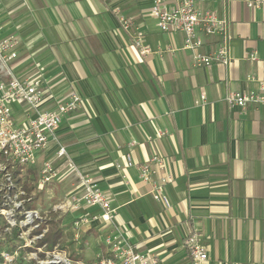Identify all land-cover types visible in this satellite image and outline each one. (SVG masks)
<instances>
[{
    "label": "crops",
    "instance_id": "crops-1",
    "mask_svg": "<svg viewBox=\"0 0 264 264\" xmlns=\"http://www.w3.org/2000/svg\"><path fill=\"white\" fill-rule=\"evenodd\" d=\"M195 1L229 21L230 65L197 66L195 54L213 52L218 38L204 36L196 53L184 49L183 34L159 28L154 0H0V39L18 38L15 73L42 81V108L55 110L74 91L83 97L58 132L67 158L50 144L33 171L39 179L47 161L59 171L43 192L55 208L83 194L68 159L108 196L114 221L92 222L78 239L75 222L100 210H55L62 249H74L84 264L109 252L106 238L115 230L157 264H191L184 240L193 233L208 250L207 264H264V110L223 100L264 81V3ZM22 114L17 106L16 117ZM155 156L163 161L152 165L155 180L173 177L165 186L170 207L140 178V165Z\"/></svg>",
    "mask_w": 264,
    "mask_h": 264
},
{
    "label": "built area",
    "instance_id": "built-area-1",
    "mask_svg": "<svg viewBox=\"0 0 264 264\" xmlns=\"http://www.w3.org/2000/svg\"><path fill=\"white\" fill-rule=\"evenodd\" d=\"M250 7L262 5L263 0H247ZM152 15L157 20L158 26L163 33H181L184 35V49L197 52L204 47V36L217 37V47L209 54H195L196 65L199 67H211L214 64L223 66L230 65L232 61L229 46L230 24L226 18L203 10L195 0H154ZM124 27L130 26L129 22L121 19ZM1 36V24H0ZM141 53L147 55L150 49L137 40ZM19 40L15 36L0 39V177L5 182V191L8 192L10 201L14 198L15 208L13 212L22 214V222L30 225L32 229H38L44 222L40 211L25 208L26 192L13 181L11 166H23L35 168L39 164V155L44 152L50 144L58 147V158H67L66 148L62 145L58 132L63 118L81 109L83 97L74 91L70 98L63 104L58 105L55 110L49 111L42 108L47 90L38 78L21 79L14 70V63L19 59ZM224 102L240 109L250 107L264 110V81L258 87L247 91L229 92L224 97ZM206 101V96L201 95L197 104ZM22 110V117H16V107ZM135 144V143H133ZM132 144V145H133ZM130 160V159H129ZM163 161L161 157L155 156L150 161L140 165V178L144 183L152 184L153 196L156 201L163 202L167 207L171 206L168 196L165 194V186L173 182V177H158V169ZM66 167L75 171L83 187L81 198L71 201L69 204L56 207L55 210L70 206L80 209V205L86 207H97L99 215L91 218H83L75 222L76 238L80 236L81 228L90 226L92 222L103 221L112 223L115 219V210L111 206L108 196L101 191L93 178L84 175L72 160L68 159ZM59 177V171L51 161L43 164L40 170L38 187L44 188L53 183ZM15 190L12 195L9 191ZM12 212V211H11ZM14 216V214H12ZM47 230L41 236L44 237ZM109 247L107 254L98 256L94 264H157V258L153 255L143 254L136 250L135 246L120 232L115 230L106 238ZM191 264H207L209 253L202 244L200 236L196 233L188 235L184 240ZM39 253L45 257L36 259L39 264H84L74 261L69 253L59 245L52 251L39 248ZM14 256L9 252H3L2 264H12Z\"/></svg>",
    "mask_w": 264,
    "mask_h": 264
},
{
    "label": "rangeland",
    "instance_id": "rangeland-1",
    "mask_svg": "<svg viewBox=\"0 0 264 264\" xmlns=\"http://www.w3.org/2000/svg\"><path fill=\"white\" fill-rule=\"evenodd\" d=\"M21 178L23 181H26L28 179L25 173L21 175ZM20 185V187H22V184ZM49 186L50 185H47L44 188L38 187L32 194L33 197H36V200L34 202V210L40 211L41 215L44 218V222L42 224H45V222L48 221L52 216L57 215V213L55 212V205H57V201L49 200L48 197H46V199L45 197H43V192H45ZM4 189L5 182L0 177L1 246L3 249H10L5 251L11 253L14 256V262L12 264H39L36 259H41V256L40 253L39 255L36 253L40 251L38 250L40 247H36V243L40 239L37 240L35 238L37 236H41L45 230L48 231V228H46L42 232V234L38 235L36 234L37 229H32L30 225L26 226L25 222H22V214L19 212H13L12 209H14L16 206L14 198H12V201H10L8 192H6ZM12 214H14V216ZM17 231L19 232L18 235L16 234ZM93 251L94 249H92L91 251L92 259H94ZM68 252L71 253V258L78 254L74 249H71V251ZM90 263H93V261ZM0 264H2V261L0 262Z\"/></svg>",
    "mask_w": 264,
    "mask_h": 264
},
{
    "label": "trees",
    "instance_id": "trees-1",
    "mask_svg": "<svg viewBox=\"0 0 264 264\" xmlns=\"http://www.w3.org/2000/svg\"><path fill=\"white\" fill-rule=\"evenodd\" d=\"M10 170L13 174V181L18 185L21 186L23 190L26 192V196L23 197V199H26L25 202V208L28 210H33L34 208V202L36 200V197H33V192L38 188V178L35 177V173L33 171V168H27L23 166H11ZM26 174L27 180L23 181L21 178L22 174ZM12 195L15 194V190L9 191ZM37 196V195H36ZM1 202V201H0ZM48 228L47 233L44 235L42 239H40L36 243V247H44L47 251H52L56 246L61 247V243L64 239V230L62 229V220L57 217V215L52 216L48 221L45 222V224H41L39 228L36 231V234H42V232ZM16 234L18 235L19 232L17 231ZM2 243H0V262L2 261V254L3 252H7L5 250L10 249H3L1 246ZM62 248V247H61ZM41 258L45 257L44 253H40ZM74 261H80L82 257L79 255H75L72 258Z\"/></svg>",
    "mask_w": 264,
    "mask_h": 264
}]
</instances>
